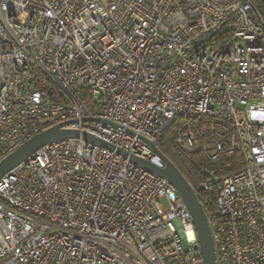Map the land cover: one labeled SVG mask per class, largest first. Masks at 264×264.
I'll return each instance as SVG.
<instances>
[{
    "label": "built area",
    "instance_id": "2783aa9c",
    "mask_svg": "<svg viewBox=\"0 0 264 264\" xmlns=\"http://www.w3.org/2000/svg\"><path fill=\"white\" fill-rule=\"evenodd\" d=\"M41 75L59 96L39 85ZM71 119L67 127L160 167L150 141L167 155L161 134L174 124L188 152L240 153L235 171L190 184L216 264H264V5L0 0V160ZM0 264L203 257L192 214L168 179L79 137L41 147L0 178Z\"/></svg>",
    "mask_w": 264,
    "mask_h": 264
},
{
    "label": "water",
    "instance_id": "95a60500",
    "mask_svg": "<svg viewBox=\"0 0 264 264\" xmlns=\"http://www.w3.org/2000/svg\"><path fill=\"white\" fill-rule=\"evenodd\" d=\"M85 119L100 121L103 120L105 122H110L113 125L118 126L117 123L109 121L107 119L96 117H86ZM73 121L74 120L71 119L48 127L34 134L33 136L25 140L16 149L8 153L0 160V178L6 172L21 163L23 160L34 154L41 147L66 138L82 137L88 142L107 147L111 150H116L118 153L124 155L125 157H129L139 166L168 179L177 188L188 210L192 214L193 222L200 242L203 264H216L215 246L211 226L209 224L208 216L204 209V206L198 195L195 193V190L193 189L188 179L177 167V165L170 159V157H168L160 148H158L154 143L150 141V144L161 154L166 163L164 167H160L148 159L140 157L136 154H129L126 150L120 147H116L115 144L90 132L81 131L79 129L66 126Z\"/></svg>",
    "mask_w": 264,
    "mask_h": 264
},
{
    "label": "trees",
    "instance_id": "16d2710c",
    "mask_svg": "<svg viewBox=\"0 0 264 264\" xmlns=\"http://www.w3.org/2000/svg\"><path fill=\"white\" fill-rule=\"evenodd\" d=\"M256 2L259 6L264 5V0H256ZM39 82V85L45 88H53L54 92L59 96V91L49 79L41 75ZM173 126H175L174 131L172 130ZM178 131V124H174L162 132V148L183 172L188 181L197 189L206 179L218 174L230 173L242 166L243 158L240 153L223 154L219 158L212 160L202 151L188 152L182 149L176 143Z\"/></svg>",
    "mask_w": 264,
    "mask_h": 264
},
{
    "label": "rangeland",
    "instance_id": "374dc122",
    "mask_svg": "<svg viewBox=\"0 0 264 264\" xmlns=\"http://www.w3.org/2000/svg\"><path fill=\"white\" fill-rule=\"evenodd\" d=\"M174 127H175V126L172 127V130H173V131H174V129H175ZM172 130H171V131H172ZM162 203H163L164 207H167V206L169 205V204L167 203V201H166L165 198L162 199Z\"/></svg>",
    "mask_w": 264,
    "mask_h": 264
}]
</instances>
